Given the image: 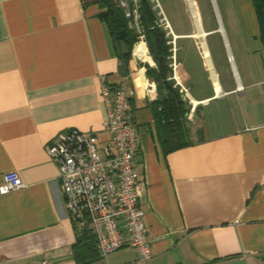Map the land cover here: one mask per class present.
<instances>
[{
    "label": "crops",
    "instance_id": "obj_1",
    "mask_svg": "<svg viewBox=\"0 0 264 264\" xmlns=\"http://www.w3.org/2000/svg\"><path fill=\"white\" fill-rule=\"evenodd\" d=\"M211 1L206 27L199 18V31L194 22L193 30L170 31L171 77L189 106L192 143L163 155L145 44L148 59L134 54L136 41L124 60L98 0H0V180L15 170L24 184L0 194V264H75L58 169L44 148L70 127L106 139L102 82L131 91L150 256L124 246L90 264H264V48L250 0H225L228 34ZM213 34L226 61L219 73L205 42ZM185 44L193 47L189 69L180 58Z\"/></svg>",
    "mask_w": 264,
    "mask_h": 264
},
{
    "label": "built area",
    "instance_id": "obj_2",
    "mask_svg": "<svg viewBox=\"0 0 264 264\" xmlns=\"http://www.w3.org/2000/svg\"><path fill=\"white\" fill-rule=\"evenodd\" d=\"M116 1L127 22L132 20L137 27V4L129 9L125 0ZM137 42L144 44L142 35ZM99 91L104 106L101 130L106 139L100 141L92 132L70 127L57 132L44 149L57 166L59 188L72 226L89 230L101 257L125 246L146 260L150 244L138 205L133 165L137 132L128 114L131 91L122 84L105 82ZM23 185L15 170L6 171L1 176L0 194ZM39 264L49 263L41 260Z\"/></svg>",
    "mask_w": 264,
    "mask_h": 264
},
{
    "label": "trees",
    "instance_id": "obj_3",
    "mask_svg": "<svg viewBox=\"0 0 264 264\" xmlns=\"http://www.w3.org/2000/svg\"><path fill=\"white\" fill-rule=\"evenodd\" d=\"M254 12L258 40L264 48V0H250ZM103 10L98 17L103 22L111 39L123 44L121 56L126 60L131 46L142 35L147 53L153 65L144 64V73L152 81L155 89V98L149 102L156 139L163 155L171 150L186 146L192 142L188 138L187 120L188 103L181 98L178 87L171 77V39L170 34L159 22V17L153 9L150 0H138L136 6L137 32L127 25L123 8L116 0H98ZM129 9L131 0H127ZM145 52L142 43L135 45L134 54L142 57ZM75 237L70 245V252L75 264H90L98 257L95 240L85 227L74 228Z\"/></svg>",
    "mask_w": 264,
    "mask_h": 264
},
{
    "label": "rangeland",
    "instance_id": "obj_4",
    "mask_svg": "<svg viewBox=\"0 0 264 264\" xmlns=\"http://www.w3.org/2000/svg\"><path fill=\"white\" fill-rule=\"evenodd\" d=\"M150 1L153 3L152 7L155 10L156 15L159 17V22L161 23L162 27L166 30L167 34H170V31H172V29L174 31H189L190 29L193 30V22L195 23L194 26L197 27L199 31V27H200L199 18L201 22L204 24V27H206V23L208 22L209 14H210L209 13L210 7H208L207 5V0H150ZM125 2L127 4V0H125ZM131 2L132 4L134 2L137 4L138 0H131ZM214 2L217 7V13L221 21V24L224 27V30L227 31L228 34L229 24L227 23V14L225 12V6H224L225 0H214ZM131 21L132 20L127 22V25L129 27L134 28L135 25L132 24L133 22ZM166 24L168 26H166ZM134 30L138 32L140 30V27L137 25V27H135ZM229 41L231 42L230 38ZM169 42L171 44V49L173 50V46H174L173 39H170ZM205 42L207 43V47L214 71L215 72L217 71L218 73H219V69L221 70L223 69V71H226V69L224 68L226 67V61L224 59L223 48L220 44L218 35L213 34L211 36H208L205 39ZM184 48L186 49L184 50L180 58L183 59L182 63L189 69L191 67H188V64L190 62V58H192L193 47L185 44ZM142 58L148 59V56L145 52ZM172 61H173V57H171V64ZM195 61L198 63L197 59H195ZM195 68L200 74L199 66L195 64ZM224 76L227 75L225 74ZM185 84L189 85V83L187 82ZM203 84L204 83H200V79H196V83L195 84L193 83L195 88L196 87L198 88V85H201L203 87H200V89L201 88L205 89V84L204 85ZM187 124L190 125L189 120Z\"/></svg>",
    "mask_w": 264,
    "mask_h": 264
},
{
    "label": "water",
    "instance_id": "obj_5",
    "mask_svg": "<svg viewBox=\"0 0 264 264\" xmlns=\"http://www.w3.org/2000/svg\"><path fill=\"white\" fill-rule=\"evenodd\" d=\"M134 43H136V42H134Z\"/></svg>",
    "mask_w": 264,
    "mask_h": 264
}]
</instances>
